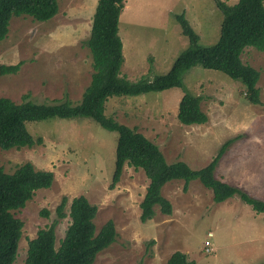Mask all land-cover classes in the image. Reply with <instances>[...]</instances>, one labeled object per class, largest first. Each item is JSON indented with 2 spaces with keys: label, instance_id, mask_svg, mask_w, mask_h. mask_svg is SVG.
<instances>
[{
  "label": "rangeland",
  "instance_id": "1",
  "mask_svg": "<svg viewBox=\"0 0 264 264\" xmlns=\"http://www.w3.org/2000/svg\"><path fill=\"white\" fill-rule=\"evenodd\" d=\"M97 1L58 0V12L46 21L13 16L0 40V63L20 62V66L14 73L0 74V96L15 102L24 95L36 102L65 97L79 102L93 71L86 40ZM177 13L190 21L200 45L218 39L223 14L214 0H125L118 23L124 56L121 76L131 81L151 79L170 68L189 44L173 17ZM241 59L259 71V104L246 100L240 81L196 64L182 75V87L110 96L104 114L144 134L168 162L183 160L191 168L206 165L230 138H258V150L264 151V51L248 46ZM186 93L200 95L208 116L205 123L179 122L177 108ZM26 125L40 142L0 148V167L11 172L30 161L38 169L51 170L54 181L13 211L23 226L12 264L24 263L28 240L56 219L60 198L68 197L67 213L71 198L79 194L97 206L96 230L108 219L115 225V240L96 255L93 264H165L176 250L195 264H264V213H256L237 195L216 203L211 190L197 179L189 182L186 191L183 180H172L162 188L172 205L171 214L155 207L154 216L141 221L139 203L148 184L144 171L125 165L119 181L109 188L117 131L85 116L51 117ZM259 174L264 172L258 170ZM249 195L264 200V194ZM43 208L48 216L40 213ZM69 221L67 215L57 220L56 245Z\"/></svg>",
  "mask_w": 264,
  "mask_h": 264
},
{
  "label": "trees",
  "instance_id": "2",
  "mask_svg": "<svg viewBox=\"0 0 264 264\" xmlns=\"http://www.w3.org/2000/svg\"><path fill=\"white\" fill-rule=\"evenodd\" d=\"M214 1L222 11L223 18L219 37L213 44L200 45L199 35L184 13L174 14L182 34L188 38V46L178 53L165 73L151 79L131 81L120 75L124 56L118 23L125 0H98L86 40L93 71L81 99L73 103L65 97L48 103L36 102L24 95L22 101L15 102L0 96V148L31 147L40 142L29 132L27 122L51 117L85 116L108 130L117 131L114 169L109 188H113L119 181L125 165L134 169L141 168L148 178L145 193L139 203L141 221L151 219L155 207L163 214H171L172 205L162 194V188L172 180H183L182 189L186 191L189 182L197 179L211 190L214 202H223L237 195L256 213H264V200L254 198L214 175L219 158L233 138L223 142L206 165L191 168L183 160L168 162L158 145L144 134L104 114L105 103L110 96L138 95L182 87V75L196 64L219 70L240 81L244 86L246 100L253 104L261 102L257 86L259 71L244 63L241 54L248 46L264 51V0H237L233 4ZM57 12L58 0H0V40L6 36L13 16L28 15L34 20L46 21ZM19 66L20 62L8 65L0 63V74L14 73ZM200 102V95L186 93L177 108L179 122L185 125L205 123L208 116ZM53 181L51 170L38 169L30 161L19 164L11 172L0 167V264H12L17 255L23 222L14 216L13 211L22 208L36 190L50 187ZM67 203L68 197L63 195L54 209L56 219L39 228L36 236L28 240L23 264H93L96 255L115 240L116 230L112 219L106 220L96 230L94 219L97 206L85 195L72 197L66 213ZM40 213L49 215L45 208ZM66 215L70 221L56 245L55 225L58 219ZM165 264H195V261L189 259L186 253L176 250Z\"/></svg>",
  "mask_w": 264,
  "mask_h": 264
},
{
  "label": "crops",
  "instance_id": "3",
  "mask_svg": "<svg viewBox=\"0 0 264 264\" xmlns=\"http://www.w3.org/2000/svg\"><path fill=\"white\" fill-rule=\"evenodd\" d=\"M258 151H260L258 150V138H234L215 166V177L249 194L263 195L264 175H258V170L261 173L264 172V153H262L264 151L259 153ZM232 198L227 200H232Z\"/></svg>",
  "mask_w": 264,
  "mask_h": 264
},
{
  "label": "built area",
  "instance_id": "4",
  "mask_svg": "<svg viewBox=\"0 0 264 264\" xmlns=\"http://www.w3.org/2000/svg\"><path fill=\"white\" fill-rule=\"evenodd\" d=\"M208 236H211L212 235V233L211 232H208V234H207ZM207 243H209V241H206V244Z\"/></svg>",
  "mask_w": 264,
  "mask_h": 264
}]
</instances>
